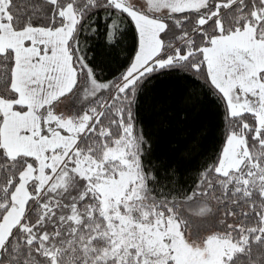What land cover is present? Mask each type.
Returning <instances> with one entry per match:
<instances>
[{"label":"snow or ice","instance_id":"obj_1","mask_svg":"<svg viewBox=\"0 0 264 264\" xmlns=\"http://www.w3.org/2000/svg\"><path fill=\"white\" fill-rule=\"evenodd\" d=\"M0 264H264V0H0Z\"/></svg>","mask_w":264,"mask_h":264},{"label":"trees","instance_id":"obj_2","mask_svg":"<svg viewBox=\"0 0 264 264\" xmlns=\"http://www.w3.org/2000/svg\"><path fill=\"white\" fill-rule=\"evenodd\" d=\"M99 43H100V38H98V37L95 38V40H90V41H89V45H90V46H92L93 44H99ZM90 55H91V54H90ZM117 68H118V65L113 64V65L111 66L110 71L115 72V71L117 70ZM190 167H192V168L197 167V162H196V161H193V162L191 163Z\"/></svg>","mask_w":264,"mask_h":264}]
</instances>
